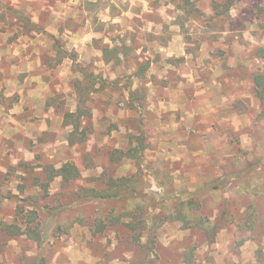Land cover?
I'll return each mask as SVG.
<instances>
[{
	"label": "rangeland",
	"instance_id": "1",
	"mask_svg": "<svg viewBox=\"0 0 264 264\" xmlns=\"http://www.w3.org/2000/svg\"><path fill=\"white\" fill-rule=\"evenodd\" d=\"M256 74L264 0H0V264H264Z\"/></svg>",
	"mask_w": 264,
	"mask_h": 264
},
{
	"label": "trees",
	"instance_id": "2",
	"mask_svg": "<svg viewBox=\"0 0 264 264\" xmlns=\"http://www.w3.org/2000/svg\"><path fill=\"white\" fill-rule=\"evenodd\" d=\"M254 84H255V92L257 96L260 98L264 97V75L263 74H256L253 77ZM49 169V168H47ZM51 169V170H50ZM49 169L48 173V179L47 181L41 182V188L46 191L47 187L49 185V181L54 179L56 176H61L63 179H74L78 178L80 176L79 171L71 164V163H64L61 165L58 169H52V167ZM186 214H184V218H186ZM32 218V217H31ZM29 219L27 221L28 224H31L33 222V219ZM195 219V216L192 217ZM5 233L9 236L16 237V236H22V235H28L36 240H39L40 234L38 231L31 225H25L24 228L20 225H10L5 224L2 226ZM212 229V225L209 223L208 227L206 228V232L209 233Z\"/></svg>",
	"mask_w": 264,
	"mask_h": 264
}]
</instances>
